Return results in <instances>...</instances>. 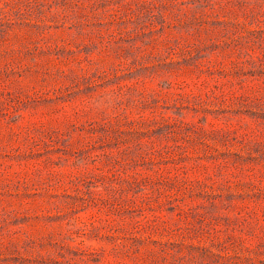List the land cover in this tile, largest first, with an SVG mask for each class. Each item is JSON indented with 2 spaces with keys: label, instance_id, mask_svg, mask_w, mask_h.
<instances>
[{
  "label": "rangeland",
  "instance_id": "obj_1",
  "mask_svg": "<svg viewBox=\"0 0 264 264\" xmlns=\"http://www.w3.org/2000/svg\"><path fill=\"white\" fill-rule=\"evenodd\" d=\"M0 264H264V0H0Z\"/></svg>",
  "mask_w": 264,
  "mask_h": 264
}]
</instances>
